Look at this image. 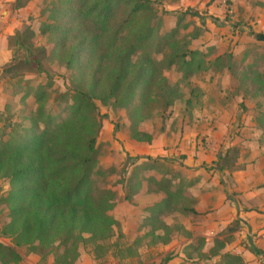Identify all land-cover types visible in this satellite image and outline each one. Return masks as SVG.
Segmentation results:
<instances>
[{
	"label": "trees",
	"instance_id": "obj_1",
	"mask_svg": "<svg viewBox=\"0 0 264 264\" xmlns=\"http://www.w3.org/2000/svg\"><path fill=\"white\" fill-rule=\"evenodd\" d=\"M29 1L17 0L16 9L24 8ZM165 1L57 0L42 11L46 22L40 33L53 45L57 61L71 72L73 95L70 96V91L64 95L65 99L69 98L66 108L52 116L46 109L49 96L39 89L35 94L37 111L23 119L29 126L13 125L10 138L0 139V179L7 180L10 186L3 199L9 222L2 229V236L10 240V245L0 243V264H20L22 249L40 255L43 261L53 256L54 264H77L82 245L93 246L96 260L107 257L111 246L120 249L117 242L110 245L118 225L111 215L117 204L116 194L111 189L101 188L94 180L95 176L103 174L98 169L97 138L101 129L98 103L113 110H128L132 138L138 143L150 144L153 136L140 132L139 126L150 120L157 110L166 111L182 98L177 87L169 86L160 65L151 57L159 41L156 6ZM179 34L180 27H177L163 36L158 52L164 53L166 48L170 52L168 67L181 65L184 75L190 78L205 71L202 61L207 56L181 44ZM35 39L34 31L27 27L10 39L9 46L13 53H25L23 62L28 72L44 73L47 50L36 48ZM222 60L218 57L213 65H219ZM18 65V59L13 57L2 69V75H11L18 70ZM245 77L240 80L241 85H248L252 90L245 88L244 95L250 92L254 98H264L263 75L247 73ZM195 92L196 89H192L187 106L191 105ZM30 95L27 93L23 100ZM64 113L66 117L61 119ZM257 121L264 132V112L259 113ZM19 127H23L21 137L16 132ZM237 159L238 150H227L216 170L232 171ZM151 180L164 186L159 192L165 195L158 204L147 209L151 215L168 210L172 205L174 213L197 215L195 202L184 196L181 188L184 180L179 184L175 179L173 183ZM180 200L185 204L182 208L177 207ZM157 222L155 218L154 224ZM238 225L235 223L228 232ZM162 229L164 233L152 228L146 238L153 245L170 244L173 236L170 227L166 225ZM175 229L177 227H173V234ZM198 240V247L190 245L188 249H193L199 259L218 256L225 247L224 243L216 242L208 254H203L205 241ZM186 256L188 260L194 259L192 254ZM172 259L170 255L160 264H169ZM218 264L246 263L241 256L227 253Z\"/></svg>",
	"mask_w": 264,
	"mask_h": 264
},
{
	"label": "rangeland",
	"instance_id": "obj_2",
	"mask_svg": "<svg viewBox=\"0 0 264 264\" xmlns=\"http://www.w3.org/2000/svg\"><path fill=\"white\" fill-rule=\"evenodd\" d=\"M54 1L57 0H30L27 3V5H34V8L27 16L26 23L24 22L19 32H23L27 27H30L36 35L34 46L47 50V57L43 60L44 73L28 72L23 62L26 57L25 53L17 51L13 53L14 59L15 57L18 59V70L11 75L0 77V139L8 140L10 138L13 133L11 131L13 125L19 124L24 128L25 125L29 126L23 119L37 111L35 94L39 89L46 91L49 96L46 109L52 116L61 114L69 102V98L65 99L64 95L73 89V76L57 61L53 53V45L49 44L48 37L42 36L40 33L42 24L46 22V19L41 16L42 11ZM214 2L227 8L226 15L221 18L210 16L209 8L214 5ZM232 6L233 3L230 0H166L163 4L156 6L155 19L158 21L156 35L159 37V41H156L151 57L160 65L162 76L167 79L169 86L177 87L183 96L170 109L166 111L157 110L150 120L139 126L138 130L140 132L151 133L150 135L153 136L150 144L138 143L132 138V121L128 110H113L98 103L101 124L97 138L99 150L98 169L103 174L95 176L94 180L101 188L111 189L116 194L117 204L111 215L117 220L118 225L115 227L114 237L110 245L117 242L120 244L121 250L118 247L114 249L111 246L107 257L117 253L119 256L116 257V260H119L118 264H160L166 257L175 254L171 248L173 236L171 243L167 245L168 247L160 244L153 245L150 239L145 241L144 237L139 238L141 235H147L152 228L156 227L160 233H164L162 227L167 225L171 229L170 235H192L185 230L183 222L190 219V223L186 222V224L192 225L198 215L191 217L192 215L174 213L173 205L170 209L156 215H151L147 209L159 203L160 200H157L158 197L154 195L160 194L159 191L164 189V186H158L151 179L156 182L164 179L172 181V183L175 179L178 184L181 180L189 183L186 179L189 176L187 171L191 172L192 169L186 166L187 157L194 155V159L198 160L202 155L208 153L209 144L206 137L200 133L195 146L191 145L190 148L184 147L183 149L180 146L185 130H194L192 126L200 123L203 117L201 108L204 101V91L199 83H202L203 87L205 86L206 83L202 82L204 74L210 72L220 73L228 70L237 76L239 80L246 78L247 73L249 75L260 73L264 77V36L251 32V26H248L250 32L245 35L246 30L238 28L243 22L237 24L239 25L236 26L238 29L233 33L231 28L238 22H234L233 18L231 19L232 15L228 10L231 11L232 9H229V7L232 8ZM222 25L229 29H225L224 32L222 30L216 31L214 34L209 29V27L223 29L221 28ZM177 27H180L178 41L181 44L187 45L189 50L207 56L203 61L200 57V61L204 63L205 71L190 78L184 75L181 65L168 67L170 52H167L166 48L164 53L158 52L159 47L162 46L160 45V39ZM220 35L221 38L228 39L232 43H239L243 38L250 41L246 44L245 51H242L241 57L243 58L234 60V54H230L229 51H235V46L233 48L230 46L225 53L226 57L224 54L221 56L223 58L222 62L219 65H213L216 54L210 51L205 53V50L203 52L201 44L212 37L218 39ZM229 55L231 57H228ZM21 61L23 64H21ZM239 87L243 90H241L243 95L245 88L246 90H252L248 85L247 87L241 85L240 81ZM192 89H196V92L191 105L187 106L186 101L191 98ZM27 93L31 95L23 100ZM69 93L70 96L73 95V91ZM245 98L253 102L257 110L264 112V98H254L250 92ZM65 117L66 114L64 113L61 119ZM23 127L17 128V136H23ZM169 128L173 135L170 133L166 136ZM161 146H164V152H160L162 150ZM244 153L240 154L238 152V158H240V155H245ZM146 154L155 155L153 157L163 155L165 159L154 160ZM153 161L156 162L153 163ZM152 165L154 169H151ZM211 166V164H207L205 168ZM213 168L216 169L215 166ZM189 177H193L192 173ZM9 190V182L0 179V243L7 245H10V240L2 236V229L9 222V219L8 209L3 203V199L8 195ZM145 192L146 194H144ZM182 200H180L177 207H184L185 204ZM155 218L158 219L156 224H154ZM148 219L152 221L150 222ZM173 227H177L174 234ZM198 239L192 244H195V247L199 246ZM20 252L23 256V261L20 264H54L53 256L43 261L40 255L30 253L26 249H22ZM187 253L194 256L193 264H198L196 262V259H199L198 254L193 249L188 248ZM80 254L94 259L93 246L82 245ZM107 257L99 261L101 263L108 262L111 258Z\"/></svg>",
	"mask_w": 264,
	"mask_h": 264
},
{
	"label": "crops",
	"instance_id": "obj_3",
	"mask_svg": "<svg viewBox=\"0 0 264 264\" xmlns=\"http://www.w3.org/2000/svg\"><path fill=\"white\" fill-rule=\"evenodd\" d=\"M16 1L0 0V77L2 69L13 61L9 41L22 29L27 16L34 8V5L28 4L22 9H16ZM230 2L233 3L232 8L229 7L232 10H228L232 15L231 19L238 22L231 28L232 32L235 33L236 29L242 28L246 30V35L250 32L248 26H251V32L264 36V0ZM209 11L210 16L221 18L226 15L227 8L214 2ZM239 23L242 24L237 28ZM221 28L223 29L209 27L213 34L229 29L223 25ZM249 42L243 38L239 43H232L220 35L218 39L212 37L203 42L201 50L203 52L205 50V53L208 51L215 53L216 59L225 55L230 46L231 48L235 46V51L231 50L229 53L234 54L236 60L243 58L242 51ZM239 81L232 72L224 70L220 73L204 74L202 79V82L206 83L204 87L199 83L204 91L201 108L203 117L200 123L192 126L194 130H185L180 143L182 149L195 146L200 133L206 137L209 144L208 153L198 160L194 159V155L187 157L186 166L192 169L191 172L187 171V175L191 176L192 173L193 177L187 176L189 183L181 187L184 196L195 202L194 209L198 218L192 225L186 224L190 223V219L183 222L185 230L192 235H173L171 248L175 254L169 264H193L194 260L187 259L186 250L197 238L205 241L203 254H208L216 242L225 245L218 256L213 258L208 256L202 261L196 259L198 264H218L222 255L227 253L241 256L246 264H264V132L257 121L260 111L242 94ZM170 133L173 135L169 128L166 136ZM161 147L160 152H164V146ZM229 149H236L240 154L245 152V155L239 156L232 171L227 169L219 172L213 167H216ZM146 156L154 160L165 159L163 155ZM207 164L212 166L205 168ZM154 196L160 201L165 198L163 193ZM193 216L196 215L191 217ZM237 222L239 225L229 233L228 230ZM143 237L145 241L148 240L146 235L139 238ZM116 257H119L118 254L111 255L107 257L111 258L108 262L101 263L95 258L83 255L77 264H118L119 260H116Z\"/></svg>",
	"mask_w": 264,
	"mask_h": 264
}]
</instances>
